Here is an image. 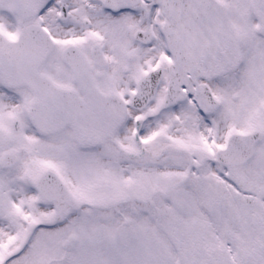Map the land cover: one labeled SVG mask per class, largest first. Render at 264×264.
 Returning <instances> with one entry per match:
<instances>
[{
  "label": "snow or ice",
  "instance_id": "snow-or-ice-1",
  "mask_svg": "<svg viewBox=\"0 0 264 264\" xmlns=\"http://www.w3.org/2000/svg\"><path fill=\"white\" fill-rule=\"evenodd\" d=\"M0 264H264V0H0Z\"/></svg>",
  "mask_w": 264,
  "mask_h": 264
}]
</instances>
